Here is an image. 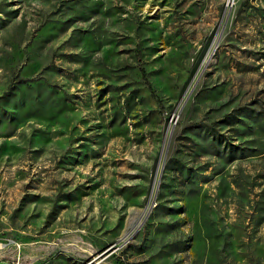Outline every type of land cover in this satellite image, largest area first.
Instances as JSON below:
<instances>
[{
	"label": "rangeland",
	"instance_id": "obj_1",
	"mask_svg": "<svg viewBox=\"0 0 264 264\" xmlns=\"http://www.w3.org/2000/svg\"><path fill=\"white\" fill-rule=\"evenodd\" d=\"M41 1L0 0V261L264 264V0Z\"/></svg>",
	"mask_w": 264,
	"mask_h": 264
},
{
	"label": "trees",
	"instance_id": "obj_2",
	"mask_svg": "<svg viewBox=\"0 0 264 264\" xmlns=\"http://www.w3.org/2000/svg\"><path fill=\"white\" fill-rule=\"evenodd\" d=\"M46 1H47V0H43V1H41V2H44L45 5H46ZM37 2H40V0H37ZM63 2H66V1H63ZM35 3H36V2H35ZM36 4H37V3H36ZM38 5H39V7H40L41 9H43L44 6H45V5H40V4H38ZM38 18H39V19H37L36 23L40 22L39 25H38L39 27H43V26H45L46 24H48V23H45V24H44V23L42 22L43 17H38Z\"/></svg>",
	"mask_w": 264,
	"mask_h": 264
},
{
	"label": "crops",
	"instance_id": "obj_3",
	"mask_svg": "<svg viewBox=\"0 0 264 264\" xmlns=\"http://www.w3.org/2000/svg\"><path fill=\"white\" fill-rule=\"evenodd\" d=\"M2 264H6V263H4V261H0Z\"/></svg>",
	"mask_w": 264,
	"mask_h": 264
}]
</instances>
